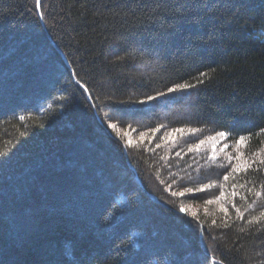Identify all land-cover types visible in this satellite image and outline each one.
<instances>
[{
	"label": "trees",
	"instance_id": "trees-1",
	"mask_svg": "<svg viewBox=\"0 0 264 264\" xmlns=\"http://www.w3.org/2000/svg\"><path fill=\"white\" fill-rule=\"evenodd\" d=\"M41 5L0 0V264H264V0Z\"/></svg>",
	"mask_w": 264,
	"mask_h": 264
},
{
	"label": "snow or ice",
	"instance_id": "snow-or-ice-1",
	"mask_svg": "<svg viewBox=\"0 0 264 264\" xmlns=\"http://www.w3.org/2000/svg\"><path fill=\"white\" fill-rule=\"evenodd\" d=\"M35 7L37 9H41V11L39 12V15H40V18L43 19L44 18V13L42 11L41 0H35ZM200 75L201 76H204L205 74L204 73H201ZM197 83H203V80H198ZM192 87H195V85L194 84H188V83L175 84L172 87H168L166 89V91H164V92H157L155 96H146L143 99H141L140 101H136V103L144 104V103H147L148 101L156 100L157 98H159L161 96H167L170 93L184 91V90H187V89L192 88ZM21 119H23V117H21ZM108 127L109 128H115L116 125L115 124H112V123H109L108 124ZM196 131H197L196 129H192L191 130L192 133H195ZM260 131H264V129H261ZM173 132L182 133L183 132V129H173ZM217 135L218 136H221V137H226L227 136V133L220 132V133H217ZM236 142H237V144L244 143L245 142L244 136H240ZM128 143L130 144L131 141H129ZM203 143H204V141H200V144H203ZM196 147L198 148L199 145H197ZM229 159H231V157H229ZM259 163H264V160H260ZM251 167H252V163L247 164L245 166V168H244V171H247V169L248 168H251ZM239 170H240V167L239 166H234L233 167V171H239ZM257 170H259V169H257ZM224 179L227 180L228 179V176L225 175L224 176ZM211 187H212L211 184L204 185L200 189H196V191H205L207 189H210ZM189 191H192V190H189ZM249 191H251V189ZM174 195H175V193H174ZM233 195H236V193L233 192ZM255 195L256 196H261L262 193L261 192H256ZM208 203H211V201H208ZM179 210L181 212H186V209L184 207H181ZM237 212L239 214V210L238 209H237ZM213 223H215V222H213ZM212 264H223V262L222 261H217L215 259V257H213L212 258Z\"/></svg>",
	"mask_w": 264,
	"mask_h": 264
},
{
	"label": "rangeland",
	"instance_id": "rangeland-1",
	"mask_svg": "<svg viewBox=\"0 0 264 264\" xmlns=\"http://www.w3.org/2000/svg\"><path fill=\"white\" fill-rule=\"evenodd\" d=\"M207 145L210 156L215 157V155H217L216 153L226 149L229 144L225 142L223 137L216 135L208 139Z\"/></svg>",
	"mask_w": 264,
	"mask_h": 264
},
{
	"label": "water",
	"instance_id": "water-1",
	"mask_svg": "<svg viewBox=\"0 0 264 264\" xmlns=\"http://www.w3.org/2000/svg\"><path fill=\"white\" fill-rule=\"evenodd\" d=\"M38 14H39V11H38ZM39 17H40V15H39ZM154 200H156V198H153Z\"/></svg>",
	"mask_w": 264,
	"mask_h": 264
}]
</instances>
